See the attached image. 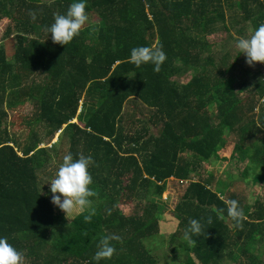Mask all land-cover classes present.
<instances>
[{
	"label": "trees",
	"instance_id": "trees-1",
	"mask_svg": "<svg viewBox=\"0 0 264 264\" xmlns=\"http://www.w3.org/2000/svg\"><path fill=\"white\" fill-rule=\"evenodd\" d=\"M70 3L0 0V19L13 23L0 40V235L23 253L24 264H264V194L247 204L220 176L198 175L202 164L245 159L250 170L241 176L264 180V77L233 82L243 53L233 64L207 37L213 24L228 19V34L254 30L264 23V0H86L87 16L97 22L65 45L53 43L46 27ZM9 37L11 56L3 44ZM140 45L163 50L158 72L128 61ZM28 99L36 131L20 142L7 131V107ZM130 100L154 111L157 135L145 137L141 118L124 121ZM76 117L81 128L71 122ZM59 130L57 150L40 147ZM255 132L262 134L258 143ZM68 152L93 158L87 222V210L70 220L56 212L39 179ZM169 182L182 188L166 213L177 221L173 228L160 221ZM229 199L243 212L238 229L226 214ZM120 201L132 203L128 213ZM189 218L202 225L191 246L182 236ZM113 233L120 240L110 242L112 256L93 262L98 240ZM156 238L167 252L161 258L146 246Z\"/></svg>",
	"mask_w": 264,
	"mask_h": 264
},
{
	"label": "clouds",
	"instance_id": "clouds-1",
	"mask_svg": "<svg viewBox=\"0 0 264 264\" xmlns=\"http://www.w3.org/2000/svg\"><path fill=\"white\" fill-rule=\"evenodd\" d=\"M86 0H71L65 13L54 16L53 22L46 27V31L51 34L53 43L65 45L70 42L75 35H78L82 26L88 20L85 11ZM35 18L34 13H30ZM235 47L244 54L245 63L249 66L254 62H264V23L259 24L250 35L236 38ZM128 61L139 67L143 64H151L152 70L158 72L165 54L159 46L140 45L132 47L127 57ZM259 126V125H258ZM93 164L91 155L78 153L73 158L71 152L63 155L62 161L55 170L54 176L48 181V195L50 202L62 210L66 217L73 212L89 214L83 215L85 222L91 219L92 209L89 197L95 195L89 187L91 175L88 171ZM226 214L234 222V227L239 228L243 219L242 209L235 199L225 202ZM223 211V210H222ZM205 230V229H204ZM202 231L201 223L195 218H189L183 229V240L191 246L195 243L193 236H197ZM117 234H107L102 236L96 246L91 260L98 262L101 259H108L115 251L111 241H119ZM0 264H24V255L9 242L6 236L0 235Z\"/></svg>",
	"mask_w": 264,
	"mask_h": 264
},
{
	"label": "rangeland",
	"instance_id": "rangeland-1",
	"mask_svg": "<svg viewBox=\"0 0 264 264\" xmlns=\"http://www.w3.org/2000/svg\"><path fill=\"white\" fill-rule=\"evenodd\" d=\"M44 1H49V0H44ZM230 16L231 13H228ZM231 19L225 23L230 24ZM94 22H97V18L94 16H91L90 18L88 17V20L85 22V24L82 27H87L90 24H93ZM224 22H218L216 24H213L209 28V32L207 33V37L210 41V43H214V51L217 55H222V53L229 52L230 53V62L233 64L235 63V56H240L242 53L239 52V50L235 47V40L236 38L239 37H246L251 34L253 31L252 29H248L245 31L243 35H236L233 29L231 28L230 34L226 33L224 31ZM228 25V24H226ZM8 26H13V23L9 19H0V40L1 36L4 35V32ZM13 36V35H12ZM226 40V42H224ZM223 43L226 47L223 46ZM6 48V52L8 56H11L13 53L14 49V41L11 39V37L6 38L5 42L3 43ZM208 50H205L203 53V56L208 55ZM198 69L189 72L183 80H189L192 75H194ZM260 74L261 76L264 77V62H254L253 65L249 66L248 64L245 63V57L244 54L242 55L241 62L231 70V78L233 82H240L241 80H245V78H248L249 76L255 75V74ZM258 77L254 79V82L258 80ZM250 78V77H249ZM32 102H30V99L26 101V103L23 106H19L14 109H9L7 107V112H8V119L6 121L7 125V131L9 132L10 135L17 136V139H19L20 142H25L27 141V133L30 131H36V128L33 126V115H32ZM259 107L254 110L255 113L258 112ZM128 113L130 112V116L132 115V106L130 105L128 107ZM147 117L146 114L144 115L143 118ZM255 118L257 115L254 116ZM149 131H151V127H148ZM256 140L255 143H258L260 138L262 139V134L259 135L257 132H255ZM233 148V144L231 142L227 143V146L225 148V154L230 155V152ZM245 159H240V160H232L229 165H226L223 162H212L210 164H202L200 168L198 169V175L201 174L203 178H208V174L212 173L214 174L213 179L217 178L216 175L220 176L221 180H224V184H232V190L234 191L235 189L245 197L246 203L247 204H252L255 199L261 198L262 195L264 194V180H257L255 182L251 181V176L242 175L241 173L244 170H250L248 168V164L244 161ZM58 167L56 163H51V167H49V170H46L44 174L39 178L42 181V184L46 185L47 188L49 186V180L54 176L55 170ZM250 172V171H249ZM225 175H224V174ZM216 174V175H215ZM260 174L264 175V170L260 172ZM229 176V179L226 177ZM215 181V180H212ZM215 183V182H213ZM179 187H181L179 184H176L175 182H169L167 184V189L165 192H163L160 195L161 200L163 201L162 204L163 206V211L165 212L163 214V218L160 220L161 224L163 226L165 224H168V228H173L175 226V219L172 218L170 214H166L167 212L172 211L174 208L177 199L179 198L180 195V190ZM182 192V191H181ZM49 197V196H48ZM121 203V204H120ZM123 202H119V207L124 213H128L132 207V203L128 204H122ZM53 205V204H52ZM54 210L56 212H61L64 214L62 210H60L58 207L54 206ZM78 212H73L69 217H66L67 220H70L75 214ZM65 215V214H64ZM167 237V233H162L158 238L160 240H165ZM156 238L154 242H146V246L150 248V250L159 258L161 256L167 254L165 248L161 247H156V246H161L159 239ZM150 244V245H149ZM153 244V245H152Z\"/></svg>",
	"mask_w": 264,
	"mask_h": 264
},
{
	"label": "crops",
	"instance_id": "crops-1",
	"mask_svg": "<svg viewBox=\"0 0 264 264\" xmlns=\"http://www.w3.org/2000/svg\"><path fill=\"white\" fill-rule=\"evenodd\" d=\"M82 102L83 101L81 100L80 101V107H79L78 112H77V116H78V114L82 110ZM126 104L127 105H126V108H125V111H124V115L125 116H128V117H125V120L124 121H126V122L130 121L129 117H132V116L133 117L141 118L144 121H146L147 128L149 126L151 127V129H150L151 131H149V129H148V131L146 132V136L145 137H147L149 135H153V136L157 135V131L158 130L156 129V125L154 126V123H151V121H150V120L154 121V118H155L154 111L153 110H149V108L146 109L145 106L142 107V104H140L139 102H137V104H134L130 100V101H127ZM130 105L132 106V111H131L132 115L131 116H130V112L128 113V110H127ZM136 109H138V112L136 111ZM145 114H146L147 117L143 118ZM71 122L72 123H75L79 128L82 127V125L78 122L77 117L75 119H73ZM63 127H64V125L61 127V130H62ZM61 130H59L55 135H53V137L51 138V140L48 143L41 144L40 147H43L44 146V147H47L48 149H55V150H57V148L59 146L58 139H59V134L61 133ZM171 180H172V178H170L169 181H171Z\"/></svg>",
	"mask_w": 264,
	"mask_h": 264
}]
</instances>
